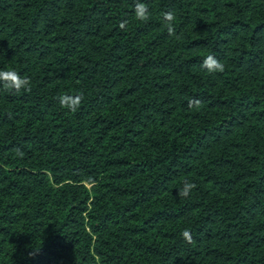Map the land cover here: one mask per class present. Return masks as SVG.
Masks as SVG:
<instances>
[{
  "label": "trees",
  "instance_id": "1",
  "mask_svg": "<svg viewBox=\"0 0 264 264\" xmlns=\"http://www.w3.org/2000/svg\"><path fill=\"white\" fill-rule=\"evenodd\" d=\"M0 70V264H264V0H0Z\"/></svg>",
  "mask_w": 264,
  "mask_h": 264
},
{
  "label": "clouds",
  "instance_id": "2",
  "mask_svg": "<svg viewBox=\"0 0 264 264\" xmlns=\"http://www.w3.org/2000/svg\"><path fill=\"white\" fill-rule=\"evenodd\" d=\"M135 16L138 20L144 21L147 20L149 17V11L146 5L143 3H137L135 5ZM164 19L169 22L168 25V32L170 35L174 34V29L171 26V22L174 19L172 13H164ZM126 26V22H122L120 24L121 29H124ZM209 72H217L223 71L224 66L221 64L214 56L209 55L207 56L204 61L203 65ZM0 83H2L3 88L6 90H14L17 93L21 90L30 91V80L27 77H21L19 73L15 70H0ZM59 104L62 108L68 109L71 112H75L83 101V94H63L58 97ZM196 104H199V101H196ZM195 188V184L186 181L184 183V187L178 193L181 197H188L190 194V190ZM182 236L190 243L191 242V235L188 230H185L182 233Z\"/></svg>",
  "mask_w": 264,
  "mask_h": 264
}]
</instances>
